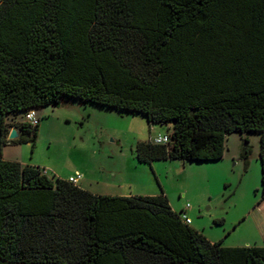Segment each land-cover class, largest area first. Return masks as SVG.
<instances>
[{
    "label": "trees",
    "instance_id": "16d2710c",
    "mask_svg": "<svg viewBox=\"0 0 264 264\" xmlns=\"http://www.w3.org/2000/svg\"><path fill=\"white\" fill-rule=\"evenodd\" d=\"M63 98L166 127L139 164L217 162L228 135L258 134L264 198V0H0V264H264V247L209 242L162 192L94 195L4 160L40 124L9 141L4 118Z\"/></svg>",
    "mask_w": 264,
    "mask_h": 264
},
{
    "label": "rangeland",
    "instance_id": "374dc122",
    "mask_svg": "<svg viewBox=\"0 0 264 264\" xmlns=\"http://www.w3.org/2000/svg\"><path fill=\"white\" fill-rule=\"evenodd\" d=\"M36 113L40 124L34 146L30 142L5 146L4 160L38 168L50 179L67 180L78 173L76 185L94 195L162 192L171 209L185 210L190 226L209 242L264 247L258 134L228 135L223 158L217 162L167 160L146 165L137 162L136 146L168 130L148 124L141 115L68 98ZM4 122L8 140L12 130L20 135L24 116L9 115Z\"/></svg>",
    "mask_w": 264,
    "mask_h": 264
},
{
    "label": "built area",
    "instance_id": "2783aa9c",
    "mask_svg": "<svg viewBox=\"0 0 264 264\" xmlns=\"http://www.w3.org/2000/svg\"><path fill=\"white\" fill-rule=\"evenodd\" d=\"M24 122L29 123L32 126L37 125L39 122V117L37 116L35 111L31 110L25 113ZM151 140L153 141L154 144H167L169 142V136L168 134H163V135L158 134ZM80 179H81V175L76 173L74 176L68 177L67 181L73 185H76ZM187 208H188V205H187ZM180 218L185 224L190 225L191 221L187 217L185 210L180 215Z\"/></svg>",
    "mask_w": 264,
    "mask_h": 264
},
{
    "label": "water",
    "instance_id": "95a60500",
    "mask_svg": "<svg viewBox=\"0 0 264 264\" xmlns=\"http://www.w3.org/2000/svg\"><path fill=\"white\" fill-rule=\"evenodd\" d=\"M19 138V135L17 134V132L15 130H12L9 135H8V140H15Z\"/></svg>",
    "mask_w": 264,
    "mask_h": 264
},
{
    "label": "crops",
    "instance_id": "0c3cea01",
    "mask_svg": "<svg viewBox=\"0 0 264 264\" xmlns=\"http://www.w3.org/2000/svg\"><path fill=\"white\" fill-rule=\"evenodd\" d=\"M37 114V113H36ZM7 146H9V145H7ZM3 151H4V149H2V157H3V159H4V156H3ZM192 224V222L190 223V225Z\"/></svg>",
    "mask_w": 264,
    "mask_h": 264
}]
</instances>
